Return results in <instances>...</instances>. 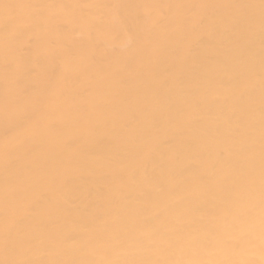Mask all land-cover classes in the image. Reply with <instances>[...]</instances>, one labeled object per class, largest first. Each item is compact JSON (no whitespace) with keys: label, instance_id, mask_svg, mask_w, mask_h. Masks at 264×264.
<instances>
[{"label":"bare ground","instance_id":"1","mask_svg":"<svg viewBox=\"0 0 264 264\" xmlns=\"http://www.w3.org/2000/svg\"><path fill=\"white\" fill-rule=\"evenodd\" d=\"M0 264H264V0H0Z\"/></svg>","mask_w":264,"mask_h":264}]
</instances>
